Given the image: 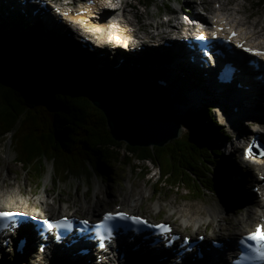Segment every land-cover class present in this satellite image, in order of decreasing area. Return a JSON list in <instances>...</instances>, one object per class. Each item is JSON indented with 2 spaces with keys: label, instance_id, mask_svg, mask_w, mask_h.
I'll list each match as a JSON object with an SVG mask.
<instances>
[{
  "label": "trees",
  "instance_id": "16d2710c",
  "mask_svg": "<svg viewBox=\"0 0 264 264\" xmlns=\"http://www.w3.org/2000/svg\"><path fill=\"white\" fill-rule=\"evenodd\" d=\"M0 24L2 30L6 25ZM2 31L0 138L10 135L15 162L34 180L44 176L45 161L52 162L54 179L61 180L90 177L92 171L109 169V163L126 166L139 161L157 167L158 185L186 189L192 199L222 189L223 181L211 176V169L215 165L212 156L222 154L213 144L217 136H223V130L219 135L220 126L205 123L206 105L190 117L187 136L163 147L117 142L107 130L102 112L84 94L99 83L108 86L106 73L97 74L72 60L63 62L44 45L37 47L39 44L16 25L5 34ZM160 189L156 187L154 193Z\"/></svg>",
  "mask_w": 264,
  "mask_h": 264
},
{
  "label": "rangeland",
  "instance_id": "374dc122",
  "mask_svg": "<svg viewBox=\"0 0 264 264\" xmlns=\"http://www.w3.org/2000/svg\"><path fill=\"white\" fill-rule=\"evenodd\" d=\"M142 1L144 3H150L151 0H140V3H142ZM238 2L242 4V9H245L246 16H249V25H254L256 30L261 29L260 31L264 32V0H238ZM131 3L136 5V12H138V15L141 16L140 23L147 24L152 21L149 17L152 15V12H154V6L150 4L148 10L143 13L144 7L137 5V0L131 1ZM155 5L159 12L164 11L160 0H155ZM165 10H168V8ZM155 21L156 20L153 22ZM10 28V26H3V31H0L5 34ZM153 29L154 28H152V30H147L153 31ZM24 32L27 33V31ZM42 38L43 37H38L33 34L31 41L35 44H39L37 47H40L41 44H46L49 47L50 44L43 41ZM56 48L51 47L52 51L61 55L62 61L65 62L70 55L68 56L67 54H63V52L58 51ZM149 62L150 60H148L144 65L149 64ZM157 63L160 62H152L151 64L158 65ZM92 68L90 70H92ZM94 72L97 74L99 73L96 69H94ZM131 74L132 76H127V78L135 79L138 81L137 83L147 80V77H145L142 73L141 77H135V72H132ZM120 76H122V74H119V78ZM117 82H120V80H117ZM182 85L184 89L187 84L184 85L181 83L180 87ZM104 86L105 84L99 83L96 85V88H102ZM221 108V106H217V104H215L213 107L208 109L205 117L206 124H209L210 121V123L214 126H220L223 128L218 131L219 135H222V130L224 132L226 130L222 123L227 124L226 120H222L224 116L221 114ZM197 110L198 106L191 109L189 115L183 117L182 121H178L183 127L180 137L188 135L190 130V117ZM243 125L247 126V124ZM221 140L222 138L217 136L214 143ZM15 159L14 148L10 143V135L0 138V188L5 191H11L10 186L13 188L16 187V185H19L23 192V194H19V202L24 203V200L28 198L29 201L28 203H25L24 206L27 207L30 212L37 213L40 216L50 215L54 217L58 216L57 214L60 215L61 213H71L78 216L89 217L92 208H96L97 204V213L104 209H113L114 205H120L123 209H129L134 213L137 212L146 214L150 216L152 220L170 221L175 225L176 230L194 237L193 229L198 226L194 225V223H190L185 226L183 218L181 217L182 212L179 213L178 209L187 207L190 208L189 210L199 209L201 216L205 218L208 215L207 210L212 208L215 209L217 206L226 203L228 208L224 214L227 216L225 219L220 216V227L216 225V221H212L207 218V221H205L206 219L202 220V224L197 230L198 233L206 234L208 237L211 236L213 238L222 239L224 238V234L228 233L225 228H231L230 230H232L233 228L231 227V224L235 223L237 218H243L246 213L245 210L248 207V203L243 200L238 201L236 195H231L228 188L229 176L235 177L236 175L237 178H239V176L234 173L233 169L230 171L227 170V167L230 164H232L233 167V165L238 162L243 167V169L239 167L242 170V173L247 171V167H245L246 164L242 163L240 153H235L231 156H226L225 154L223 156H217L216 154L212 156V159L215 161V165L212 163L213 170L211 169V176L218 180L223 178L225 181L224 188L222 186V189H220L221 193H212L209 191L204 192L203 197L198 199H192V196L186 193V189L176 190L169 189L168 186L163 184L158 185L156 181L159 179L160 174L157 167L150 162L133 161L126 166H124L123 163H109V169L103 168L102 172L92 171L91 166H89V169L92 171V175L90 177L82 175L78 178L68 177L67 179L61 180L59 178L54 179V175L52 174V162L45 161L44 164L46 172L42 179L37 182L23 169L20 164L15 162ZM225 163L227 165H225ZM215 166L218 167V170L215 169ZM255 170L256 169L253 170V167L248 164V171L250 173H253L254 175ZM223 171L227 173L226 179L225 175L223 176ZM156 187L161 189L160 192L155 194L154 190ZM249 189L253 192L252 183L250 184ZM137 192H140L142 198L144 199H138L139 195ZM127 194H131L128 200ZM253 196L255 197V193ZM233 197L236 199L233 200ZM41 201L45 202L46 205H42L40 203ZM87 205L90 206V209L87 208ZM237 209L238 211H234ZM220 215H223V213ZM256 219L258 220L259 218ZM34 255L36 254L29 253L26 256V259L22 257L17 258L14 255L13 258L6 256L4 259L2 258L0 260V264H36L37 258L35 259L33 257ZM48 263H50V261L43 260L40 264ZM58 263L64 264L61 261H58ZM122 264L135 263L133 262V259H130V261Z\"/></svg>",
  "mask_w": 264,
  "mask_h": 264
},
{
  "label": "bare ground",
  "instance_id": "6f19581e",
  "mask_svg": "<svg viewBox=\"0 0 264 264\" xmlns=\"http://www.w3.org/2000/svg\"><path fill=\"white\" fill-rule=\"evenodd\" d=\"M99 3H101V0H98ZM4 3L6 6V12H7V18L9 20H13V21H19L17 19V17H15L10 11H9V7H11V2H9V0H0V3ZM18 6L20 5L17 2ZM164 6V5H163ZM83 7H87V6H83ZM136 5L134 3H126L125 5H122L121 9L123 11V13H126L130 16L133 17V19L138 22V28L139 30H143L148 27L147 24H143L140 23L141 21V16L138 15V12H136L135 9ZM38 8H40L38 6ZM40 11V10H39ZM110 15V14H109ZM108 15V16H109ZM114 15V14H113ZM123 16V20L124 22L127 21V16H125L124 14H120ZM116 16V15H115ZM96 16H94L93 14L91 15V20H97L95 18ZM65 19V21L68 24L69 29L76 34V32L74 31V29H82L83 31H90L88 27L92 26L93 29H100L101 31V39L107 38V39H113V38H120L121 37V30H119L118 32H114L112 30L109 29L108 25H101V24H92L91 22H89L84 15H80V14H74L73 12L71 13H67L64 15L63 17ZM102 18V17H100ZM106 18V17H103ZM58 19V18H57ZM53 20L55 19V16H53ZM58 23L60 24V27H62V24L60 21H58ZM85 29V30H84ZM61 30V28H60ZM60 30L58 32H60ZM241 31L243 30V26L240 27ZM85 31V32H86ZM40 34H38V37H43V39H47L46 37L52 38L54 36H56L58 33H52L53 31H46L44 34L39 30L37 31ZM260 32V31H257ZM256 32V33H257ZM107 33V36L103 37V34ZM264 33V32H263ZM139 37H137L138 39H148L150 37L153 36V34L151 33V31H146V32H138ZM145 35V36H141V35ZM252 34H249L247 36H245L246 39L251 38ZM81 36V35H79ZM122 36L124 38L132 37L135 36L134 34H126V32L124 31L122 33ZM133 38V37H132ZM165 38V37H163ZM259 42H264V35L263 36H259ZM52 45H54L55 47L59 48V45L57 44V46L52 42ZM138 44H136L135 46H137ZM162 45V44H160ZM153 48H148V59L145 61V63H140L138 67H135V65L130 66L129 68H131L132 72H139L142 73L145 77L153 79V80H162L164 85L171 88V89H182L184 92V94L187 97L190 98H200L203 96H211L213 98V101L216 103L217 102V97H218V93H215L213 90L212 92H209L206 84H204L201 80H204L203 77H193L191 75H189L188 73H186L185 71L183 72L182 67L177 64V61H172L171 59H158L156 57L153 56V52H152ZM102 50H105L102 49ZM117 51L118 53H122L123 50L119 47H117ZM66 53V52H65ZM67 55H70V53H66ZM103 53H101V55H98L97 59H101ZM103 59V58H102ZM150 60L149 64H146V62ZM102 61V60H101ZM152 62H160L157 63L158 65H153L151 64ZM163 62V63H162ZM185 64H189L190 62H184ZM186 67H184L185 69ZM119 70H114L113 74L110 76L109 78V85L113 88H127L130 87L132 85H136L138 84L135 79L132 78H127L128 74L124 75L122 73V76H120L119 78ZM130 76H132V74H130ZM135 76V75H134ZM112 77V79H111ZM111 79V80H110ZM201 79V80H200ZM117 80H120V82H117ZM127 80V81H126ZM240 80L242 82H244V84L249 85L250 88H253V85L249 82V80H247V78L245 76L241 77ZM145 81V80H143ZM140 81L139 83L143 82ZM183 83L184 85H186V87L183 89V85L180 87V84ZM197 83V84H194ZM246 98H245V103H246V107H247V112H249V114L251 116H253L248 123L247 126L243 125V121H242V125L239 127V134L238 137L239 138H246L248 140V138L250 136H252L254 134V125L255 123H260L263 124V117H264V99L262 95H259L257 92L253 93L251 90L249 92H241ZM171 97V96H170ZM230 103V107L232 108L235 104V100L234 99H230L229 102ZM176 103H174V105L172 106V111L173 114L176 118L177 121H182L183 117H181L179 109L175 106ZM247 132V134L249 135H245L246 137H243V134H245ZM259 132V131H257ZM224 149L225 151H227L230 156L233 155L235 148H233V146H231L229 144L228 141H226V144H224ZM233 148V152H230V149ZM242 156H243V152H242ZM242 161H243V157H241ZM245 165V167H247V171H244V173H242V170L240 168L243 169V167L241 166V164H239L238 162L235 163V165L230 164L227 167V170H234V173L237 174L239 176V178H237V176L235 175V177L229 176L228 180H229V192L231 193V195H236L237 196V200L238 201H244L246 203H248V207L246 208V213L244 215L243 218L239 219L237 218L235 223H230L231 227L233 228L232 230H230L231 228H225L228 231V234H241V233H245L247 231H249L250 229H252L253 225L256 222H260L261 220H257L256 218H264V200H261L257 197V194L255 195V197L253 196L254 193H252V191L249 189L250 184L252 182V187L257 186L261 180L259 179V176L256 174H264V167L261 166H257V169L255 170V174L253 175V173H250L248 171V164L249 162L247 161H243ZM242 162V163H243ZM225 165H227L225 163ZM250 165V164H249ZM252 166V165H251ZM240 167V168H239ZM253 167V166H252ZM254 170V168H253ZM224 175H225V179H226V175L227 173L225 171ZM258 172V173H257ZM251 178V179H250ZM249 180V181H248ZM251 180V181H250ZM11 191H5L4 189L2 190L0 188V208H2L3 210H25V203H28L29 199H25L24 203L19 202V194H23L22 190L20 189L19 185H16V187L10 186ZM138 199L142 198V195L140 194V192H137ZM127 200L130 197L131 194H127ZM10 196V198H9ZM137 199V200H138ZM144 199V198H142ZM40 200V199H39ZM38 200V201H39ZM30 203V202H29ZM42 205H46L45 202L41 201L40 202ZM225 204V205H224ZM96 205V204H95ZM94 205V206H95ZM24 206V207H22ZM97 206L96 208H92L91 213L89 214L90 219H93L94 217L99 216L103 211L105 210H113V209H104L101 212L97 213ZM255 206V208H254ZM87 208L90 209V206L87 205ZM192 208V207H191ZM228 208V205L226 203L221 204L220 206H217L215 209H209L207 210V216L205 218H203V216H201L199 209H191L190 208H179L178 212H182L181 217L183 218V222H186V224L188 225V222L194 223V225L198 226L197 228L193 229V234L197 235V230L199 228V226L202 224V220L206 219L205 221H207V218L211 219L212 221H216V225L218 227H220V214L222 212H226ZM125 210V209H124ZM234 211H238L234 210ZM29 212V211H28ZM132 212V211H131ZM31 214H34V212H29ZM134 213V212H133ZM64 213H61L60 215H62ZM59 215V214H57ZM200 215V216H199ZM43 216H47V215H42ZM57 217V216H54ZM88 217V216H85ZM225 219V218H224ZM264 220V219H263ZM204 222V221H203ZM211 238V236L209 237ZM31 244H33L31 241L28 243V248L26 247L25 250L29 251L31 249V247H29ZM24 250V251H25ZM146 253H150L155 255L156 253L159 256H164L165 254L169 255V252L165 253V250H154V251H147ZM41 256L46 255V254H39ZM4 256V253H3ZM43 258V257H42ZM50 258L52 259V255L50 256ZM141 261V262H137V261ZM168 260V259H166ZM166 260L162 259V261L159 262H154V260H148L146 261L144 260H140V259H136L135 264H144L145 262L147 263H151V264H167ZM83 260H81L80 262H82ZM64 264H77V263H69L67 261H62ZM195 262H199V260L195 259ZM79 263V262H78ZM202 264H209L207 261L203 262ZM218 264H225L223 259H220Z\"/></svg>",
  "mask_w": 264,
  "mask_h": 264
},
{
  "label": "water",
  "instance_id": "95a60500",
  "mask_svg": "<svg viewBox=\"0 0 264 264\" xmlns=\"http://www.w3.org/2000/svg\"><path fill=\"white\" fill-rule=\"evenodd\" d=\"M84 94L102 112L106 128L117 142L163 147L183 131L173 114L171 95L155 83L141 82L127 88L104 86Z\"/></svg>",
  "mask_w": 264,
  "mask_h": 264
},
{
  "label": "snow or ice",
  "instance_id": "6c2138e0",
  "mask_svg": "<svg viewBox=\"0 0 264 264\" xmlns=\"http://www.w3.org/2000/svg\"><path fill=\"white\" fill-rule=\"evenodd\" d=\"M57 11H59V10H57ZM97 30H99V29H97ZM213 35L215 36V32L213 33ZM233 35H234V33H233ZM249 50H251V49H249ZM256 54L257 55H264V53H261V52H257ZM245 155L246 156L248 155L247 150L245 152ZM9 214L10 213L0 212V216H5V215H9ZM21 215H23V214H21ZM109 215H112V214H109ZM115 215L119 216V217H122V218H127V214L126 213H115ZM132 219L140 221L139 217H132ZM84 223H87V221H85ZM49 227H50V225H49ZM249 236H250L251 239H254V240L264 239V233H260V226H257L256 232L250 233ZM101 247H103V245H101ZM261 256H262V258H264V253H262Z\"/></svg>",
  "mask_w": 264,
  "mask_h": 264
}]
</instances>
